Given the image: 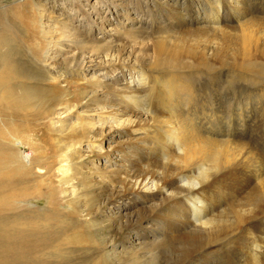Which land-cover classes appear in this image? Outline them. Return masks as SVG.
<instances>
[{
    "label": "rangeland",
    "instance_id": "obj_1",
    "mask_svg": "<svg viewBox=\"0 0 264 264\" xmlns=\"http://www.w3.org/2000/svg\"><path fill=\"white\" fill-rule=\"evenodd\" d=\"M208 1L213 5L189 3L199 15L210 16V7L216 13L225 0ZM146 2L156 23L143 32L162 35L163 23L179 22L175 13L158 9L155 0H0V264H182V242L163 240L165 217L148 220L127 235L128 220L148 211L118 181L126 152L131 153V135L111 116L99 115L116 98L108 88L116 83L91 59L134 45L138 61L133 59L148 60L137 33L113 29L127 10L135 21L143 19ZM250 3L264 15V0ZM179 9L184 15L188 4ZM222 13L225 19L233 17L231 10ZM231 47L236 46L228 47L232 55ZM251 69L260 82L251 78L238 86L239 72L228 65L196 76L198 83L209 84L215 74L229 71L236 79L202 85L191 116L202 133L222 137L230 130L249 146L257 143L264 155V62L257 60ZM98 76L108 82L98 84ZM131 157L137 160L138 151ZM238 245L207 253L212 262L226 264L230 257L223 261L224 253L240 251ZM147 250L157 255L144 261L140 255Z\"/></svg>",
    "mask_w": 264,
    "mask_h": 264
},
{
    "label": "bare ground",
    "instance_id": "obj_2",
    "mask_svg": "<svg viewBox=\"0 0 264 264\" xmlns=\"http://www.w3.org/2000/svg\"><path fill=\"white\" fill-rule=\"evenodd\" d=\"M155 4L179 19L177 23H163L164 34L143 32L156 23L155 11L148 2L145 13H140L143 19L135 21L127 10L119 27L113 28L118 34L137 33L136 42L142 45L147 61L142 58L137 63L136 55L134 60V45L91 58L93 67L101 68L103 75L116 83L106 85L116 98L103 105L99 115L111 116L117 126L125 127L131 135V153L126 152L123 175L117 179L130 194L139 196L148 211L147 216L128 220L127 235L148 220L165 217V222L160 223L163 240L182 242V264H216L207 250L216 248L220 252L231 243L239 244L240 251L224 253L223 261L230 257L226 264H264L263 152L257 149V143L249 146L230 130L222 137L211 132L204 134L191 116V104L201 94L202 85L207 87L221 78L231 84L236 79L226 71L215 74L209 84L207 80L196 81V76L211 74L217 65L238 71V86L251 78L260 82L250 71L257 60L264 62V15L250 0H225L216 13L210 7V16L199 15L189 0H155ZM186 4L188 9L183 15L179 8ZM223 8L231 10L233 17L225 19ZM232 43L236 47H231V55L228 47ZM104 81L99 76L96 79L98 84L105 85ZM260 95L264 98L263 87ZM186 101L190 104L183 106L184 111L181 106ZM233 105L230 103L228 123L233 118ZM261 105L262 110L264 100ZM134 151H138L137 160L131 157ZM106 154L111 158V153ZM112 247L117 249L119 243ZM151 251L143 252L139 258L152 259L157 254Z\"/></svg>",
    "mask_w": 264,
    "mask_h": 264
}]
</instances>
